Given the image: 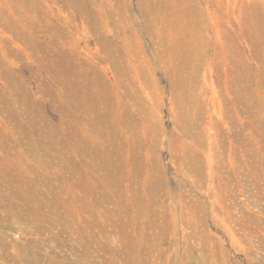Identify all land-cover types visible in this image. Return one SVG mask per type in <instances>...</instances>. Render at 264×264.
<instances>
[{"label":"rangeland","instance_id":"obj_1","mask_svg":"<svg viewBox=\"0 0 264 264\" xmlns=\"http://www.w3.org/2000/svg\"><path fill=\"white\" fill-rule=\"evenodd\" d=\"M0 215V264H264V0H0Z\"/></svg>","mask_w":264,"mask_h":264},{"label":"bare ground","instance_id":"obj_2","mask_svg":"<svg viewBox=\"0 0 264 264\" xmlns=\"http://www.w3.org/2000/svg\"><path fill=\"white\" fill-rule=\"evenodd\" d=\"M164 4H165V3H164ZM164 6H165V5H164ZM164 6H163V7H164ZM168 6H169V5H168ZM158 7H159V6H158ZM160 8H161V7H160ZM166 8H167V7H166ZM82 9H83V8H82ZM161 9H163V8H161ZM80 11H81V10H80ZM80 11H79V12H80ZM91 14H92V13H91ZM156 14H157V12H156ZM151 15H152V14H151ZM83 16H84V15H83ZM154 16H155V15H154ZM84 17H85V16H84ZM149 17H150V16H149ZM93 18H94V17H93ZM156 18H157V17H156ZM88 19H89V18H88ZM145 19H146V18H145ZM91 20H92V19H91ZM146 20H147V19H146ZM86 22H87V21H86ZM193 24H194V23H193ZM185 25H186V24H185ZM187 26H188V25H187ZM191 27H193V26L191 25ZM195 27H196V26H195ZM197 28H198V27H197ZM190 29H191V28H190ZM167 30H168V29H167ZM193 30H194V29H193ZM193 30H192V31H193ZM158 31H159V30H158ZM169 31H170V30H169ZM177 31H178V30H177ZM190 31H191V30H190ZM184 32H185V31H184ZM196 32H197V31H196ZM152 34H153V32H152ZM156 34H157V33H156ZM159 34H161V33H159ZM170 34H171V33H170ZM170 34H169V35H170ZM193 36H194V35H193ZM195 36H196V35H195ZM166 37H167V36H166ZM182 37H183V36H182ZM187 37H188V36H187ZM191 37H192V36H191ZM180 38H181V37H180ZM180 38H179V39H180ZM196 38H197V36H196ZM165 39H166V38H165ZM169 39H170V38H169ZM188 39H189V38H188ZM194 39H195V38H194ZM170 40H171V39H170ZM186 40H187V39H186ZM184 41H185V40H184ZM161 42H162V41H161ZM165 42H166V41H165ZM176 42H178V41H176ZM180 42H181V41H180ZM166 43H167V42H166ZM186 44H187V43H186ZM189 44H190V43H189ZM190 45H191V44H190ZM190 45H189V46H190ZM197 47H198V46H197ZM193 48H194V47H193ZM193 48H192V50L195 49V48H194V49H193ZM199 49H200V48H199ZM31 52H32V51H31ZM183 54H184V53H183ZM26 55H27V54H26ZM28 55H29V54H28ZM35 56H36V55H35ZM162 58H163V57H162ZM29 116H30V115H29ZM29 116H28V117H29ZM34 118H35V116H34ZM29 120H30V119H29ZM27 121H28V119H27ZM26 130H27V129H26ZM31 131H32V130H31ZM156 131H157V130H156ZM32 132H33V131H32ZM23 133H24V132H23ZM34 133H35V131H34ZM29 134H30V133H29ZM31 134H32V133H31ZM208 137H209V136H208ZM35 147H36V146H35ZM29 148H30V147H29ZM31 148H32V147H31ZM199 148H200V147H199ZM35 150H36V149H35ZM31 151H32V149H31ZM203 151H204V150H203ZM3 157H4V156H3ZM2 159H3V158H2ZM193 164H194V162H193ZM199 165H200V164H199ZM195 166H196V165H195ZM17 167H18V166H17ZM197 167H198V166H197ZM204 167H206V166H204ZM190 168H191V167H190ZM199 169H200V168H199ZM202 169H203V168H202ZM194 171H195V170H194ZM19 172H20V171H19ZM195 172H196V171H195ZM26 173H27V172H26ZM10 175H11V174H10ZM10 175H9V176H10ZM12 176H13V175H12ZM17 176H18V175H17ZM9 178H10V177H9ZM11 178H12V177H11ZM30 178H31V177H30ZM34 179H35V178H34ZM36 179H37V178H36ZM36 179H35V180H36ZM9 180H10V179H9ZM38 180H39V179H38ZM34 183H35V182H34ZM33 185H34V184H33ZM24 197H25V196H24ZM21 199H22V197H21ZM27 209H28V208H27ZM27 211H28V210H27ZM24 212H25V211H24ZM4 213H6V212H4ZM21 213H22V212H21ZM4 215H5V214H4ZM0 216H1V215H0ZM13 220H14V219H13ZM10 221H11V220H10ZM7 223H8V222H7ZM2 226H3V225H2ZM7 244H8V243H7ZM7 244H6V245H7ZM15 249H17V248H15ZM11 251H12V249H11ZM12 252H13V251H12ZM14 252H15V251H14ZM14 254H15V253H14ZM15 256H16V255H15ZM32 260H33V259H32ZM15 262H16V261H15Z\"/></svg>","mask_w":264,"mask_h":264}]
</instances>
